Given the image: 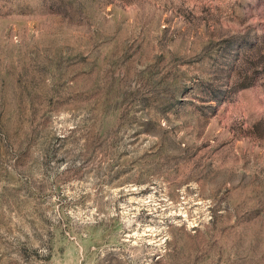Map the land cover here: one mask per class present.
Here are the masks:
<instances>
[{
	"label": "rangeland",
	"instance_id": "rangeland-1",
	"mask_svg": "<svg viewBox=\"0 0 264 264\" xmlns=\"http://www.w3.org/2000/svg\"><path fill=\"white\" fill-rule=\"evenodd\" d=\"M0 264H264V0H0Z\"/></svg>",
	"mask_w": 264,
	"mask_h": 264
}]
</instances>
